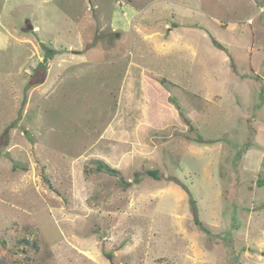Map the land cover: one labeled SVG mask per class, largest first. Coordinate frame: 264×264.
Returning a JSON list of instances; mask_svg holds the SVG:
<instances>
[{"label": "rangeland", "instance_id": "1", "mask_svg": "<svg viewBox=\"0 0 264 264\" xmlns=\"http://www.w3.org/2000/svg\"><path fill=\"white\" fill-rule=\"evenodd\" d=\"M0 264H264V0H0Z\"/></svg>", "mask_w": 264, "mask_h": 264}, {"label": "trees", "instance_id": "2", "mask_svg": "<svg viewBox=\"0 0 264 264\" xmlns=\"http://www.w3.org/2000/svg\"><path fill=\"white\" fill-rule=\"evenodd\" d=\"M52 51H50L44 58V61L43 62H40V67L42 68V72L43 74L45 75L46 71H47V62L48 60L53 57ZM164 83V81H162ZM95 165V169L97 171H100V172H107V173H110V174H113V175H117L119 172L118 170L112 168L108 163H106L105 161H102V160H95L94 161ZM148 173L152 174V175H155V171H152V170H149ZM157 176V175H156ZM123 180L122 182V187L126 188L128 185H130L129 182L125 181L123 178L121 179ZM192 205H195V200H192ZM195 222L198 226H200V228L204 231H207L208 232V229L202 224V222L198 219V218H195Z\"/></svg>", "mask_w": 264, "mask_h": 264}, {"label": "water", "instance_id": "3", "mask_svg": "<svg viewBox=\"0 0 264 264\" xmlns=\"http://www.w3.org/2000/svg\"><path fill=\"white\" fill-rule=\"evenodd\" d=\"M30 28L32 29V28H33V26H30Z\"/></svg>", "mask_w": 264, "mask_h": 264}]
</instances>
